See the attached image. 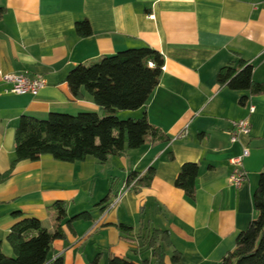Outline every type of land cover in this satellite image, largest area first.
<instances>
[{"label":"crops","instance_id":"obj_1","mask_svg":"<svg viewBox=\"0 0 264 264\" xmlns=\"http://www.w3.org/2000/svg\"><path fill=\"white\" fill-rule=\"evenodd\" d=\"M0 10V72L45 80L34 97L11 93V84L0 77L2 253L14 256L7 242L14 212L53 232L55 213L47 207L60 201L66 221L85 212L90 218L61 223L64 238L52 243L45 264L56 258L91 264L97 256L99 264L110 256L157 264L146 246L153 230L167 232L169 247L160 243L164 264H220L255 217L252 199L264 171V95L230 90L217 78L221 68L243 61L253 68V82L264 83V0H0ZM84 20L91 35L80 38L74 28ZM144 46L163 58L159 84L145 108L117 116L137 119L145 112L159 140L149 137L141 148L103 164L90 157L74 164L49 156L21 161L1 179L14 158L20 117L103 115L86 93L72 96L65 82L72 68ZM243 119L249 134L232 143L231 123ZM245 148L247 178L235 187L229 183L232 160ZM189 162L199 167L194 200L174 185ZM150 168L149 186L128 189L131 173L141 176ZM118 195L113 209L98 205ZM121 224L131 228L127 235Z\"/></svg>","mask_w":264,"mask_h":264},{"label":"trees","instance_id":"obj_2","mask_svg":"<svg viewBox=\"0 0 264 264\" xmlns=\"http://www.w3.org/2000/svg\"><path fill=\"white\" fill-rule=\"evenodd\" d=\"M1 16L0 10V18ZM74 29L80 38L91 35L87 20L76 22ZM162 66V56L144 46L120 51L89 65L81 64L72 68L65 78L72 96L79 99L82 92L86 93L101 108L103 115L82 112L76 115L50 113L45 119L20 117L14 132V158L10 169L1 175V179L8 178L15 165L21 161L35 162L42 156H49L58 162L74 164L90 157L103 164L109 157L122 156L128 150L141 148L149 137L159 140L161 134L149 123L145 112L140 118L126 120H120L117 114L145 108L159 84ZM252 72V66L239 61L234 66L221 68L217 82L233 91L264 95V83L253 82ZM245 99L246 97H242L240 103ZM198 172L196 163H185L174 182L175 187L182 190L190 200L195 197ZM153 176L152 168L141 176L131 173L126 186L131 190L147 187ZM112 201L107 196L98 205L108 207ZM252 201L255 217L248 228L237 235L234 249L220 264H264V171L259 175ZM47 209L55 213L53 232H49L36 218L27 217L21 212L13 213L17 221L7 235V242L13 249L14 256L6 257L0 248V264L47 262L52 243L64 238L60 226L67 219L63 202H55ZM89 218L90 215L85 212L70 218L66 223L70 226L74 221ZM119 229L126 235L131 231L129 226L122 224ZM162 242L169 247L165 231L153 230L146 237V246L152 250L157 264H164L165 253L160 246ZM173 257L177 258L175 253ZM99 260L100 256H97L91 264H99ZM53 264H63V261L56 258ZM107 264L134 263L125 258L110 256Z\"/></svg>","mask_w":264,"mask_h":264},{"label":"built area","instance_id":"obj_3","mask_svg":"<svg viewBox=\"0 0 264 264\" xmlns=\"http://www.w3.org/2000/svg\"><path fill=\"white\" fill-rule=\"evenodd\" d=\"M151 65V64H150ZM2 77L7 83L11 84V93L16 95H31L37 96L39 91L44 87L45 80L42 76L30 77L26 74H10L3 75ZM253 112V108H250V113ZM250 131V123L247 119L234 121L231 123V129L229 132L230 141L235 143L238 141L240 136H246ZM249 156V150L243 149L242 155L232 160L234 169L229 176V183L235 187H239L247 178V173L243 169L242 160ZM129 189V188H128ZM120 195L116 196L107 209H113L120 201Z\"/></svg>","mask_w":264,"mask_h":264},{"label":"rangeland","instance_id":"obj_4","mask_svg":"<svg viewBox=\"0 0 264 264\" xmlns=\"http://www.w3.org/2000/svg\"><path fill=\"white\" fill-rule=\"evenodd\" d=\"M126 119H128V118H122V119H120V120H126Z\"/></svg>","mask_w":264,"mask_h":264}]
</instances>
